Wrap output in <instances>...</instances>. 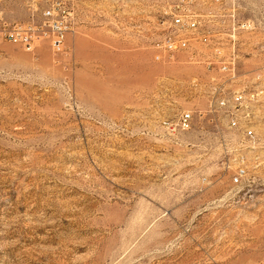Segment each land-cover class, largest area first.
Listing matches in <instances>:
<instances>
[{
	"label": "rangeland",
	"instance_id": "rangeland-1",
	"mask_svg": "<svg viewBox=\"0 0 264 264\" xmlns=\"http://www.w3.org/2000/svg\"><path fill=\"white\" fill-rule=\"evenodd\" d=\"M65 1L61 52L0 45V264H264V110L252 145L207 113L201 66L153 60L182 8L232 34L228 0ZM2 7L27 21L22 0ZM245 16L237 83L264 86Z\"/></svg>",
	"mask_w": 264,
	"mask_h": 264
},
{
	"label": "built area",
	"instance_id": "built-area-1",
	"mask_svg": "<svg viewBox=\"0 0 264 264\" xmlns=\"http://www.w3.org/2000/svg\"><path fill=\"white\" fill-rule=\"evenodd\" d=\"M28 19L25 22L9 21L5 18L0 0V45L15 44L25 52H32L42 42H48L54 53L63 49L64 36L69 31L70 13L65 0H22ZM191 8H182L171 14L169 34L154 45L153 60L159 63L173 62L178 54L186 55L188 62L201 66L207 76L204 94L207 113L223 116L226 125L237 136L250 144L256 141L252 126L254 111L264 110V86L253 83H237L236 29H250L246 22L235 23L231 15V33L223 38L216 32L206 31L207 26H221ZM191 112L181 113L171 130L188 131L192 127ZM246 170L239 165L232 177L239 184Z\"/></svg>",
	"mask_w": 264,
	"mask_h": 264
},
{
	"label": "crops",
	"instance_id": "crops-1",
	"mask_svg": "<svg viewBox=\"0 0 264 264\" xmlns=\"http://www.w3.org/2000/svg\"><path fill=\"white\" fill-rule=\"evenodd\" d=\"M228 2L230 13H234V16L239 18V14L245 11L244 20L253 23L261 30V50L264 52V0H228Z\"/></svg>",
	"mask_w": 264,
	"mask_h": 264
}]
</instances>
